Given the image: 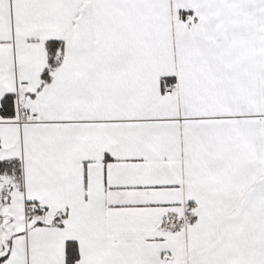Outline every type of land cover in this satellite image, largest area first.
<instances>
[{
	"label": "snow or ice",
	"instance_id": "obj_1",
	"mask_svg": "<svg viewBox=\"0 0 264 264\" xmlns=\"http://www.w3.org/2000/svg\"><path fill=\"white\" fill-rule=\"evenodd\" d=\"M0 264H264V0H0Z\"/></svg>",
	"mask_w": 264,
	"mask_h": 264
}]
</instances>
